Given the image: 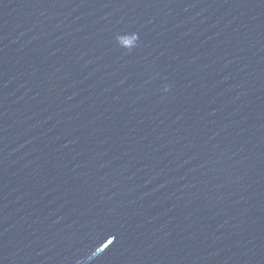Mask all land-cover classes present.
I'll return each instance as SVG.
<instances>
[{"label":"water","instance_id":"water-1","mask_svg":"<svg viewBox=\"0 0 264 264\" xmlns=\"http://www.w3.org/2000/svg\"><path fill=\"white\" fill-rule=\"evenodd\" d=\"M0 264H264V0H0Z\"/></svg>","mask_w":264,"mask_h":264},{"label":"snow or ice","instance_id":"snow-or-ice-1","mask_svg":"<svg viewBox=\"0 0 264 264\" xmlns=\"http://www.w3.org/2000/svg\"><path fill=\"white\" fill-rule=\"evenodd\" d=\"M109 243H110L111 245H113L115 242H111V241H110ZM105 248L108 249L109 246H108V245H105Z\"/></svg>","mask_w":264,"mask_h":264}]
</instances>
